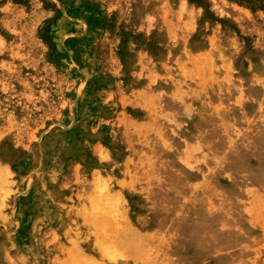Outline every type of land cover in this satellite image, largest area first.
Here are the masks:
<instances>
[{
	"label": "rangeland",
	"instance_id": "374dc122",
	"mask_svg": "<svg viewBox=\"0 0 264 264\" xmlns=\"http://www.w3.org/2000/svg\"><path fill=\"white\" fill-rule=\"evenodd\" d=\"M93 262L264 264V0H0V264Z\"/></svg>",
	"mask_w": 264,
	"mask_h": 264
},
{
	"label": "bare ground",
	"instance_id": "6f19581e",
	"mask_svg": "<svg viewBox=\"0 0 264 264\" xmlns=\"http://www.w3.org/2000/svg\"><path fill=\"white\" fill-rule=\"evenodd\" d=\"M112 218H114V217H112ZM114 219H115V218H114ZM96 222H97V221H96ZM92 223H93V222H92ZM94 223H95V222H94ZM97 223H98V222H97ZM105 223H109V221H107V222H105ZM105 223H104V224H105ZM111 223L114 224V223H116V221H115L114 223H113V221H111ZM109 224H110V223H109ZM96 225H97V224H96ZM105 225H106V224H105ZM103 226H104V225H103ZM107 226L110 227V225H107ZM107 226H106V227H107ZM104 227H105V226H104ZM102 228H103V227H102ZM107 228H108V227H107ZM113 228H114V227H113ZM100 229H101V228H100ZM108 230H109V228H108ZM100 231H101V230H100ZM110 231H112V230H110ZM114 232L116 233V231H114ZM104 233H105V232H104ZM110 233H111V232H110ZM100 234H101V232H100ZM100 234H99V235H100ZM106 234H107V233H106ZM94 235H96V234H94ZM107 235H108V234H107ZM100 236H101V235H100ZM102 236H104V235L102 234ZM105 237H106V236H105ZM96 238H97V237H96ZM99 239L102 240V238H98V240H99ZM106 239H107V238H106ZM101 240H100V242H99V241H98V242H99V243H103V242H101ZM103 240H104V239H103ZM108 240H110V239H108ZM108 240H107V241H108ZM114 240H115V239H114ZM114 240L112 239V240H110V241L113 242ZM107 241H106V242H107ZM104 242H105V240H104ZM112 242H110V243H112ZM114 242H115V241H114ZM108 243H109V242H108ZM118 243H120V242H118ZM96 244H98V243L96 242ZM120 244H121V243H120ZM98 245H99V244H98ZM103 245H104V244H102V246H103ZM112 246H113V243H112ZM112 249H113V248H112ZM112 249H111V250H112ZM109 251H110V249H109ZM112 251H113V250H112ZM112 251H110V252H112ZM115 253H116V251H115ZM112 254L114 255V253H112ZM79 257H80V256H79ZM79 262H80V261H79ZM93 263H94V262H93ZM93 263H92V264H93ZM89 264H90V263H89ZM94 264H95V263H94Z\"/></svg>",
	"mask_w": 264,
	"mask_h": 264
},
{
	"label": "crops",
	"instance_id": "0c3cea01",
	"mask_svg": "<svg viewBox=\"0 0 264 264\" xmlns=\"http://www.w3.org/2000/svg\"><path fill=\"white\" fill-rule=\"evenodd\" d=\"M123 223H124V226L121 229L118 230L119 231L118 235H121V236L124 234V232L126 230V227H127V222L123 221ZM114 230H116V229H114Z\"/></svg>",
	"mask_w": 264,
	"mask_h": 264
}]
</instances>
